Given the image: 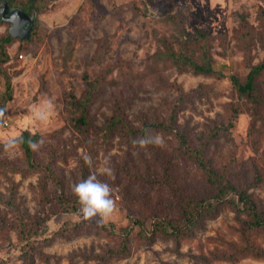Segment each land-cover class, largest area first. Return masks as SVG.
Listing matches in <instances>:
<instances>
[{"label": "rangeland", "instance_id": "rangeland-1", "mask_svg": "<svg viewBox=\"0 0 264 264\" xmlns=\"http://www.w3.org/2000/svg\"><path fill=\"white\" fill-rule=\"evenodd\" d=\"M40 6L30 39L15 38L6 48L2 68L10 77L11 98L3 107L7 126L0 138L25 131L37 141L43 138L35 158L51 166L64 187L45 189L44 178L27 167L22 150L8 156L0 143V264H24L23 247L35 264H206L211 254L242 247L246 218L225 207L180 241L135 238L128 251L118 254L120 240L111 230L134 219L150 223L155 216H173L175 196L211 191L204 174L186 165L175 134L152 129L164 138V147L145 152L132 141L111 138L103 128L117 106L133 127H141L167 124L178 104L176 129L194 147L211 140L212 165L264 211V108L245 103L230 80L264 61V0H42ZM169 15H180L183 22L166 20ZM180 25L187 34L202 30L209 35L220 74L179 71L158 59L163 42L180 35ZM249 27L255 39L247 45L241 36ZM85 74L103 82L91 106V126L81 132L74 127L79 113L70 97L85 93ZM5 92L0 76V104ZM45 97L54 99L56 111L41 124L29 109ZM85 155L92 158L91 167ZM104 158L114 176L99 179L111 186L116 210L110 223L100 226L66 211L56 198L75 201L72 185L95 172ZM21 218L36 231L30 246L18 235ZM74 222L80 223L76 231ZM248 238L264 249V233ZM211 264H264V257Z\"/></svg>", "mask_w": 264, "mask_h": 264}, {"label": "trees", "instance_id": "trees-1", "mask_svg": "<svg viewBox=\"0 0 264 264\" xmlns=\"http://www.w3.org/2000/svg\"><path fill=\"white\" fill-rule=\"evenodd\" d=\"M42 0H0V9L7 3L11 9H19L30 16L39 14L43 11L40 6ZM0 18L2 16L0 14ZM166 20L176 23H182L180 15H169ZM241 36L244 44L249 45L250 41L255 39L252 31L253 27H249ZM180 35L172 36V43H168L166 39L164 50L157 54L158 59L162 61H170L179 71H191L197 75H217L220 74L214 67V61L211 53L210 37L202 30H197L193 35L184 32L182 25L177 27ZM264 34V31L260 32ZM15 38L8 33L3 38H0V76L3 77L6 92L2 95L0 108H3L6 102L11 98L10 77L3 70L2 66L8 60L6 48ZM264 44V43H263ZM86 82V90L80 98L71 95L70 105L73 110L77 111L78 117L74 118V127L85 132L84 127H90L91 106L93 105L97 95L100 91L99 78H90L88 74L84 76ZM233 88L237 95L244 100L245 103L253 105L255 109L264 108V61L251 66L243 78L236 75L230 76ZM179 106L176 104L169 115V122L144 124L141 127H133L127 118L124 116V111L121 106H117L113 114L106 117L103 131L111 138H120L129 141L151 133L152 129H161L169 134H175L180 148L185 152V157L188 160L186 165L190 166L196 172H202L207 180V185L210 188V194L193 196L190 192L182 196H175L176 209L173 216H155L150 223H145L139 219H134L126 226L119 227L115 234L119 241L120 250L118 254L129 250L130 243L135 238H154L155 236L172 238L174 240H182L189 236L194 230L202 227L206 219L217 215L218 211L225 207H231L242 215L244 219L241 222L243 237V246L238 250L231 251L230 254L216 252L206 257L205 263L211 264L212 261H238L249 256L264 257V249L258 247L255 242L248 235L252 233H264V211L259 208L256 200L246 192H239L232 180L227 178L224 172L215 168L208 158V152L211 149V140H208L199 147H194L189 142L187 136L177 130L175 122L177 121ZM23 137L24 143L20 147L22 150L24 161L29 169L35 170L41 174L45 182L43 184L46 189L48 185H54L60 190L63 189L61 179L57 173L49 165L39 162L35 158V151L29 147V141H37L38 136L32 135L25 131L20 136ZM52 163V162H51ZM82 179H85L84 177ZM141 180L135 181L140 183ZM143 183V182H142ZM153 189V188H152ZM48 190V189H47ZM61 193V192H60ZM176 195V193L174 194ZM56 200L65 208L66 211L77 213L78 205L75 201L67 203L65 199L60 198V194ZM68 204V205H67ZM19 226L17 228L18 235L22 237V241L27 242V246L31 245V237L35 234L34 228H29L28 222L24 219H19ZM73 223V222H72ZM75 223V222H74ZM79 222H76L72 229L76 231L79 227ZM64 235V234H63ZM235 246V244L233 245ZM32 252L22 248V257L24 264H35ZM100 262L102 259H99ZM98 264H100L98 262Z\"/></svg>", "mask_w": 264, "mask_h": 264}, {"label": "clouds", "instance_id": "clouds-1", "mask_svg": "<svg viewBox=\"0 0 264 264\" xmlns=\"http://www.w3.org/2000/svg\"><path fill=\"white\" fill-rule=\"evenodd\" d=\"M21 20L18 14H12L3 25H0V35L11 32L16 34L21 28ZM6 108H0V130L7 126ZM56 111V104L53 98L45 97L38 104L29 109L30 114L41 124H46ZM3 151L6 155L12 156L20 149L24 143L23 137L0 138ZM29 147L34 151L39 150L44 143V139L39 141H29ZM164 138L160 134L147 133L132 141L134 147L146 150L150 147H164ZM85 163L91 167L92 158L88 155L83 157ZM114 170L108 158L102 159L96 166L95 172L89 174L87 178L81 179L71 187L72 195L76 198L78 205L77 215L84 221H95L100 226H106L112 220L116 210V202L112 197L111 186L99 179V177L112 178Z\"/></svg>", "mask_w": 264, "mask_h": 264}, {"label": "water", "instance_id": "water-1", "mask_svg": "<svg viewBox=\"0 0 264 264\" xmlns=\"http://www.w3.org/2000/svg\"><path fill=\"white\" fill-rule=\"evenodd\" d=\"M18 14L20 17V20L22 22L21 28L19 32L16 34H12L11 32L10 35L13 38H18V39H24V40H29L32 32L33 25L35 23V15L30 16L27 13L19 10V9H11L7 3H5L1 9H0V14L2 16V19L5 21L7 20L12 14Z\"/></svg>", "mask_w": 264, "mask_h": 264}]
</instances>
